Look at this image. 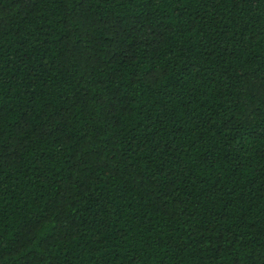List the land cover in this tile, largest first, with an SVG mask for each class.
<instances>
[{"label":"trees","instance_id":"obj_1","mask_svg":"<svg viewBox=\"0 0 264 264\" xmlns=\"http://www.w3.org/2000/svg\"><path fill=\"white\" fill-rule=\"evenodd\" d=\"M0 264H264V0H0Z\"/></svg>","mask_w":264,"mask_h":264}]
</instances>
